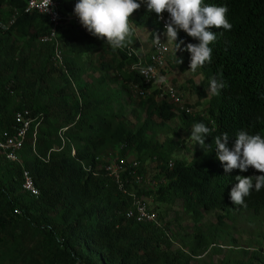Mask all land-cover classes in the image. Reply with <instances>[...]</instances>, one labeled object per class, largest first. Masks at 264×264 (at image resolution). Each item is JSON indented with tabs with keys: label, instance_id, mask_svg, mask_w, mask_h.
I'll use <instances>...</instances> for the list:
<instances>
[{
	"label": "trees",
	"instance_id": "trees-1",
	"mask_svg": "<svg viewBox=\"0 0 264 264\" xmlns=\"http://www.w3.org/2000/svg\"><path fill=\"white\" fill-rule=\"evenodd\" d=\"M61 2L64 18L77 17L73 11L77 0ZM138 2L141 7L130 22L148 28L153 39V34L161 33L160 19L147 9L146 0ZM204 3L226 5L232 28L211 29L217 38L209 45L211 61L198 67L204 80L197 93L209 88L212 78L222 79L225 87L211 94L201 113L189 114L166 99H155L159 92L155 84H144L132 70L137 59L127 49L138 51L134 36L126 47L113 49L80 28L79 22L61 19L59 64L54 61L55 46L40 40L49 33L48 17L26 13V0H0V130L11 128L16 112L24 109L39 121L35 139L32 126L20 151L37 196L22 190L21 165L0 152V264H192L199 251L220 240L221 230L214 226L176 246L171 238L175 219H166L155 207L153 222L125 217L136 204L150 203V196L155 197L152 203L179 205L194 220L211 211L227 216L264 213V188L253 189L243 206L233 205L229 195L237 175L261 173L252 167L225 173L215 149V138L221 133H228L229 149L238 131L264 136V0ZM177 31L176 42L183 44L176 51L190 63L185 46L198 41ZM95 72H99L96 77ZM110 73L121 78L124 88L129 83L153 88L140 99L147 116L135 130L128 129L111 108V91L103 88L109 85ZM83 76L92 80L74 88V81ZM153 115L164 121L179 116L184 123L202 122L213 129L205 137V147L197 143L203 153L191 162L172 159V147L147 135ZM114 146L116 161L123 160L132 147L144 155L124 165L120 185L103 171L109 163L107 148ZM169 160L172 168L167 166ZM211 264H264V254L252 250L244 258H222Z\"/></svg>",
	"mask_w": 264,
	"mask_h": 264
},
{
	"label": "rangeland",
	"instance_id": "rangeland-1",
	"mask_svg": "<svg viewBox=\"0 0 264 264\" xmlns=\"http://www.w3.org/2000/svg\"><path fill=\"white\" fill-rule=\"evenodd\" d=\"M133 29L135 32L134 37L138 41V51L136 50V52L140 54L147 53L151 49L153 40L149 38V29L135 26H133ZM158 36L161 41L168 45L170 54L166 67L160 73L154 87L158 88L160 84L163 86L171 85L175 87L181 100V103H179L177 107L180 108L183 106V109L190 108L191 113H201L206 108L207 101L212 94L209 88H204L203 93H197L198 89L201 87L200 83L204 80L203 74L199 68H197L195 72L191 71L189 69L190 63L185 61L176 50L173 52V44L167 40L166 34H160ZM176 59L182 62L177 63ZM89 65L90 64H87L86 67L88 68ZM98 74L99 72H95L94 76L96 77ZM108 79L110 80L108 82L109 85L103 88L111 91L109 95L112 110L121 115L120 118L123 119L128 129H137L147 116L145 109L140 105V99L143 97L131 83H129L126 88L122 87V80L117 74L110 73ZM83 80L91 81L92 77L83 76L80 80L74 81V88L82 83ZM187 112L189 113L190 111L188 110ZM148 126L147 135L151 137L152 140L172 147V159H183L187 162H191L203 153L202 147L194 143L189 137L193 125L184 123L179 116H176L172 120L164 121L153 115ZM132 148L133 149L126 152L123 159L125 164L134 161L140 156H144L139 155L134 147ZM107 149H109L107 152L110 151L107 156L109 162L116 161L118 157V148L114 146ZM149 172L152 176L154 171L151 169ZM147 177L150 179V176ZM148 182L149 180H146L147 184ZM158 186L159 185H154L151 187ZM154 198V196L149 197V202L151 201L149 206L155 207L156 210L158 208V211L165 213L166 219H175L171 226V232L173 234L171 238L174 240L176 246L180 243H187L188 237L197 231H204L207 233L208 231H212L214 226H216L215 229L219 228L221 230L220 240L216 241L214 245L204 249V251H199L198 255L193 257L192 264L218 263L222 258H244L252 250H259L264 254V213L254 217L252 213L242 211L239 213L234 212L232 215L227 216L220 211H211L204 212L199 216L198 220H194L192 216L189 213H185L179 205H171L168 203L160 205L156 201L152 203ZM154 205H158L159 207ZM177 211L179 212L178 214ZM224 215L226 216L224 217ZM219 217L222 220L221 224H218ZM154 220H156V215L154 216ZM215 247L220 249V251L217 253L212 252Z\"/></svg>",
	"mask_w": 264,
	"mask_h": 264
},
{
	"label": "clouds",
	"instance_id": "clouds-1",
	"mask_svg": "<svg viewBox=\"0 0 264 264\" xmlns=\"http://www.w3.org/2000/svg\"><path fill=\"white\" fill-rule=\"evenodd\" d=\"M146 2L147 9L154 11L157 18L160 19V34H166L167 40L173 44V52L176 49H181V44H183L182 40L176 42L178 29L183 30L198 41V43H188L185 46L191 54L189 69L193 72L206 62L211 61L212 48L209 45L217 38L216 32L211 29L222 28L227 31L232 28V24L227 19L228 8L226 5L205 4L204 0H146ZM52 7V0H46L45 12L50 11ZM140 7L141 4L138 0H77L73 11L78 20L70 21L79 22L80 28L84 27L91 35L98 39H104L113 49H120L127 46L134 34L130 22L131 16ZM164 12L169 15H163ZM163 17L168 18L164 23L165 31L161 25ZM153 42L157 45L161 43L158 35L153 34ZM133 50L137 59V56L146 58L151 49L145 54ZM169 54L170 48L168 56ZM176 61L177 63L182 62L179 59ZM165 67L160 70L159 75ZM159 75L152 83L153 85L158 80ZM224 87L225 84L222 79L212 78L209 82V90L213 94H218L219 90ZM185 109L190 111L189 114H193L190 108ZM211 131L213 129L204 123H195L191 127L189 137L194 143H199L205 147V137H209ZM228 139L227 132L221 133L215 138L216 155L223 165L224 172L230 173L233 169L244 172L252 167L261 173L260 175H237L235 177L237 183L230 189V199L233 205L243 206L245 197L249 196L253 189L258 192L264 188V136L260 133L249 134L244 130L238 131L232 149L227 146Z\"/></svg>",
	"mask_w": 264,
	"mask_h": 264
},
{
	"label": "built area",
	"instance_id": "built-area-1",
	"mask_svg": "<svg viewBox=\"0 0 264 264\" xmlns=\"http://www.w3.org/2000/svg\"><path fill=\"white\" fill-rule=\"evenodd\" d=\"M62 0H52L53 7L50 11L45 12L44 5L46 0H26L24 11L26 13L37 12L44 14L48 17L50 22L49 33L44 35L40 40L43 43L50 42L55 46L54 50V61L59 64H62L61 54L59 50L60 40L57 37L58 25L60 24L61 19L78 20L77 17H67L64 18L61 15L60 8ZM13 18L11 22H13ZM167 17L161 19V25L163 31L164 23L167 20ZM129 55L134 53V50L131 47H128ZM132 52V53H131ZM169 53V47L161 41L160 44H155L154 42L151 45V50L149 54L145 57L137 56V62L132 66L140 78L143 80L144 84H152L158 77L159 72L163 69L167 63V56ZM135 88L138 90V93L145 97L150 95L152 88L140 89L136 85ZM158 93L155 95V98L167 99L169 102L174 105L181 103L180 95L178 94L175 87L171 85L160 86L157 88ZM183 106L180 107L182 109ZM188 111V110H186ZM39 124L37 116H32L30 112L26 109L17 111L14 116V123L11 128L0 130V152L4 157L12 162H16L21 165L22 171V190L25 193H28L31 196L38 195V189L34 184L33 177L28 168L23 165V162L20 157V151L23 147V144L26 140V136L32 126L33 132L32 137L35 139L36 128ZM34 152V150H33ZM36 154V152H34ZM125 163L123 160L109 162L103 167V171L108 177H111L115 182L120 185L121 183V174L124 171ZM167 166L171 168L173 166V161L169 160ZM155 216L154 207H150L149 203H138L134 209H130L126 212L125 217L128 219H134L135 222H153Z\"/></svg>",
	"mask_w": 264,
	"mask_h": 264
},
{
	"label": "crops",
	"instance_id": "crops-1",
	"mask_svg": "<svg viewBox=\"0 0 264 264\" xmlns=\"http://www.w3.org/2000/svg\"><path fill=\"white\" fill-rule=\"evenodd\" d=\"M133 36H135V32H134Z\"/></svg>",
	"mask_w": 264,
	"mask_h": 264
}]
</instances>
